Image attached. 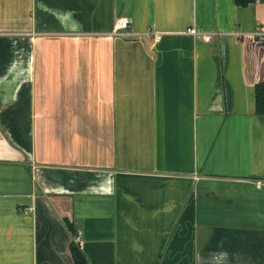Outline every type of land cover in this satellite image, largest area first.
<instances>
[{"label":"crops","instance_id":"obj_1","mask_svg":"<svg viewBox=\"0 0 264 264\" xmlns=\"http://www.w3.org/2000/svg\"><path fill=\"white\" fill-rule=\"evenodd\" d=\"M258 83L264 0H0V264H264Z\"/></svg>","mask_w":264,"mask_h":264},{"label":"trees","instance_id":"obj_2","mask_svg":"<svg viewBox=\"0 0 264 264\" xmlns=\"http://www.w3.org/2000/svg\"><path fill=\"white\" fill-rule=\"evenodd\" d=\"M253 1L254 0H234L235 4L240 6H246ZM255 110L257 113H264V83H258L255 86ZM67 226L71 233L74 234L75 228L73 225L70 222H67ZM70 250L73 264H90L76 241H71Z\"/></svg>","mask_w":264,"mask_h":264},{"label":"built area","instance_id":"obj_3","mask_svg":"<svg viewBox=\"0 0 264 264\" xmlns=\"http://www.w3.org/2000/svg\"><path fill=\"white\" fill-rule=\"evenodd\" d=\"M128 25H129L128 18L125 17V16L120 17L117 20L116 24H115L114 33L116 35H122L124 32H121L120 30L121 29H126L128 27ZM185 31H186V33L191 34V35H199L200 34V32L194 26H188ZM124 34H128V33H124ZM201 35H202V38H203L204 41H210L211 34H209V33H202ZM158 37H159V35L156 34L155 35V38H158ZM262 184H263L262 180H256V185L258 187H261Z\"/></svg>","mask_w":264,"mask_h":264}]
</instances>
